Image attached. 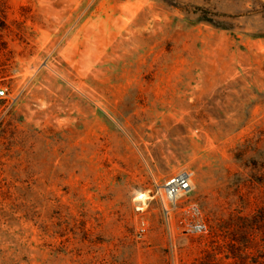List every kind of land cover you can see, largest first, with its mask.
<instances>
[{
    "label": "rangeland",
    "instance_id": "obj_1",
    "mask_svg": "<svg viewBox=\"0 0 264 264\" xmlns=\"http://www.w3.org/2000/svg\"><path fill=\"white\" fill-rule=\"evenodd\" d=\"M0 89V264H264V0H0Z\"/></svg>",
    "mask_w": 264,
    "mask_h": 264
},
{
    "label": "built area",
    "instance_id": "obj_2",
    "mask_svg": "<svg viewBox=\"0 0 264 264\" xmlns=\"http://www.w3.org/2000/svg\"><path fill=\"white\" fill-rule=\"evenodd\" d=\"M6 95L5 89H0V97ZM205 184V179L200 171L186 170L170 177L164 185V202L169 206L177 205L182 197L197 192ZM176 208V207H175ZM169 213L172 208L165 205ZM179 226L191 233L202 232L206 229V224L201 220L196 210L187 208L184 210L183 217L179 220Z\"/></svg>",
    "mask_w": 264,
    "mask_h": 264
},
{
    "label": "trees",
    "instance_id": "obj_3",
    "mask_svg": "<svg viewBox=\"0 0 264 264\" xmlns=\"http://www.w3.org/2000/svg\"><path fill=\"white\" fill-rule=\"evenodd\" d=\"M254 221L257 222V218H254L253 221H252V222H253V225H256V224H254V223H255ZM249 225H250V224H249Z\"/></svg>",
    "mask_w": 264,
    "mask_h": 264
}]
</instances>
